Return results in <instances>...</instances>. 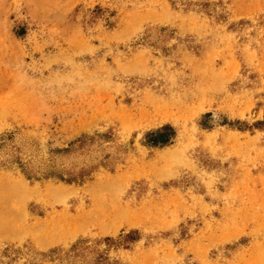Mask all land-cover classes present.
I'll return each instance as SVG.
<instances>
[{
  "label": "rangeland",
  "instance_id": "obj_1",
  "mask_svg": "<svg viewBox=\"0 0 264 264\" xmlns=\"http://www.w3.org/2000/svg\"><path fill=\"white\" fill-rule=\"evenodd\" d=\"M11 179L65 191H0L23 205L0 264H264V0H0ZM100 199L95 224L37 241Z\"/></svg>",
  "mask_w": 264,
  "mask_h": 264
},
{
  "label": "bare ground",
  "instance_id": "obj_2",
  "mask_svg": "<svg viewBox=\"0 0 264 264\" xmlns=\"http://www.w3.org/2000/svg\"><path fill=\"white\" fill-rule=\"evenodd\" d=\"M115 178L116 176L104 177L102 180L100 181L98 180L99 182L95 181L96 183H92L90 186H88V188L84 189V191L87 190L89 192L90 190V191H93L94 193H96L97 191L100 192L101 190L111 186ZM68 189H70V187ZM70 190H68L67 193L68 192L70 193ZM0 191L2 194H4V197L6 198V200L10 202L11 195L15 193L17 194L18 192L23 193V195L29 199L48 201L49 199H52V198L54 199L57 196H62L65 190L63 189V186L62 188L61 186L55 188L54 186L51 187V185L44 187V189L33 188L30 190H27L26 186L22 183V181L11 179V180H7L5 183L1 185ZM65 195L67 196V194ZM0 196H3V195H0ZM96 199H97V196H96ZM96 199H94L95 202H96ZM0 201H2L0 202V215H1L4 212L3 209H5L6 207L4 206L3 198ZM100 203H101V206L94 205L93 203L92 206L89 207L88 209H84V208L79 209L77 210V213L74 215H70L67 213H61L57 217H54L52 219H47L43 223L40 222L41 224L36 225V229L39 231V236H38L37 241H40L43 243L65 241L68 238H71L72 236L76 235L78 232L84 230L86 227L92 224H95L98 218L105 215L102 212V210H104L103 206L105 205V201L101 200ZM22 208H23V205L21 203L16 204V207L13 205H10V207L8 208V213L7 212L3 213L5 217L4 219L2 218L4 220L3 224L7 225L6 228H8L6 229V231L10 232L9 225L14 224L15 217L17 219L20 216L22 212ZM99 229H101L102 231L106 230V229H102L101 226H99Z\"/></svg>",
  "mask_w": 264,
  "mask_h": 264
},
{
  "label": "trees",
  "instance_id": "obj_3",
  "mask_svg": "<svg viewBox=\"0 0 264 264\" xmlns=\"http://www.w3.org/2000/svg\"><path fill=\"white\" fill-rule=\"evenodd\" d=\"M155 140H156V139H154L153 142H157V141H155ZM162 142H164V141H162Z\"/></svg>",
  "mask_w": 264,
  "mask_h": 264
}]
</instances>
